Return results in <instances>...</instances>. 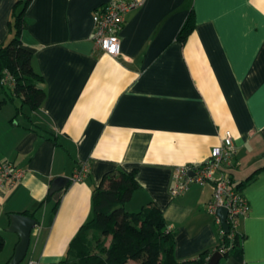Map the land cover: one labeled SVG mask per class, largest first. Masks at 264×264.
<instances>
[{
    "label": "crops",
    "instance_id": "1",
    "mask_svg": "<svg viewBox=\"0 0 264 264\" xmlns=\"http://www.w3.org/2000/svg\"><path fill=\"white\" fill-rule=\"evenodd\" d=\"M18 1L0 0V44L11 38ZM112 1L28 5L21 41L46 99L31 121L14 120L11 103L0 106V162L25 172L17 188L0 189V264L19 241L5 231L9 216L34 211L54 179L70 182L83 164L84 181L51 194L36 212L24 264H60L90 219L94 188L118 169L135 170L140 185L126 210L159 207L175 232L177 260L215 253L217 225L206 212L211 188L192 185L172 196L170 187L177 168L202 164L227 133L236 150L232 185L242 184L249 212L238 222L242 261L222 257L218 264H264V170L253 175L264 167V0H135L140 5L125 15L117 58L91 40L94 13ZM190 13L194 28L181 43Z\"/></svg>",
    "mask_w": 264,
    "mask_h": 264
},
{
    "label": "trees",
    "instance_id": "2",
    "mask_svg": "<svg viewBox=\"0 0 264 264\" xmlns=\"http://www.w3.org/2000/svg\"><path fill=\"white\" fill-rule=\"evenodd\" d=\"M30 1L17 2L10 22L11 38L7 43L0 44V106L13 104L14 120L24 115L31 121L30 114L39 110L46 99L43 79L33 67L32 53L21 41L29 25L26 11ZM193 28L194 18L190 13L179 31L178 40L184 43ZM5 75L11 77L12 87L1 84ZM262 170L264 167L256 170L253 175ZM135 177V170L123 169L103 177L100 185L92 192L90 219L71 238L60 264H207L212 255L209 250L199 253L193 259H176L175 232L167 225L163 211L154 203L136 212L126 210V205L140 190ZM241 186L239 184L236 189L240 191ZM50 198L51 193H48L34 211L22 215L37 220L36 212ZM56 209L55 206L54 213ZM216 228L219 243L215 252L222 250L223 258L242 261L244 238L238 232V227L234 231L228 227L226 234H221L218 225ZM4 245V238L0 234V252Z\"/></svg>",
    "mask_w": 264,
    "mask_h": 264
},
{
    "label": "built area",
    "instance_id": "3",
    "mask_svg": "<svg viewBox=\"0 0 264 264\" xmlns=\"http://www.w3.org/2000/svg\"><path fill=\"white\" fill-rule=\"evenodd\" d=\"M139 5L140 2L135 0H118L99 8L94 13V29L91 36L94 47L109 57H119V32L124 25L125 15ZM1 84L12 87L11 77L5 75L1 79ZM235 154L233 138L230 133H227L221 144L211 150L202 164L177 168L170 187L172 196H180L192 185L209 186L212 190V200L206 205V212L213 216L216 225L220 227L221 234L223 230L216 216L218 208H226V223L233 231L237 229L239 220L245 218L249 212V205L244 195L232 185L230 169L233 166ZM86 172L87 165H81L74 171L70 181L83 182ZM24 176L25 172L20 167L8 161L0 162V189L14 190ZM220 253L222 254V250ZM27 264H36V262L30 260Z\"/></svg>",
    "mask_w": 264,
    "mask_h": 264
},
{
    "label": "water",
    "instance_id": "4",
    "mask_svg": "<svg viewBox=\"0 0 264 264\" xmlns=\"http://www.w3.org/2000/svg\"><path fill=\"white\" fill-rule=\"evenodd\" d=\"M69 183L68 178L59 177L52 181L50 193L62 191ZM216 216L220 221L221 228L226 234L228 232V225L226 223L227 210L220 207L216 210ZM10 224L6 228L7 233L16 234L19 241L15 247L14 253L7 264H22L26 259L27 252L30 245L32 231L37 227L38 222L31 216L22 214H11L9 216ZM223 255L220 252L213 253L208 259L207 264H218Z\"/></svg>",
    "mask_w": 264,
    "mask_h": 264
},
{
    "label": "rangeland",
    "instance_id": "5",
    "mask_svg": "<svg viewBox=\"0 0 264 264\" xmlns=\"http://www.w3.org/2000/svg\"><path fill=\"white\" fill-rule=\"evenodd\" d=\"M127 209H128V206H127ZM25 261H26V260H24V262H23L22 264H24V263H25Z\"/></svg>",
    "mask_w": 264,
    "mask_h": 264
},
{
    "label": "clouds",
    "instance_id": "6",
    "mask_svg": "<svg viewBox=\"0 0 264 264\" xmlns=\"http://www.w3.org/2000/svg\"><path fill=\"white\" fill-rule=\"evenodd\" d=\"M170 212H171V210H170Z\"/></svg>",
    "mask_w": 264,
    "mask_h": 264
}]
</instances>
